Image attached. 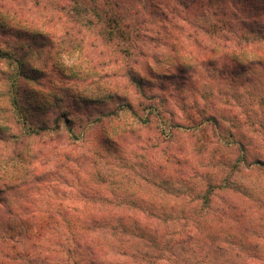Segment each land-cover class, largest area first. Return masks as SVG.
<instances>
[{"label": "rangeland", "instance_id": "1", "mask_svg": "<svg viewBox=\"0 0 264 264\" xmlns=\"http://www.w3.org/2000/svg\"><path fill=\"white\" fill-rule=\"evenodd\" d=\"M1 1L36 22L48 14V11L37 10L33 0ZM46 1L52 7V0ZM119 1L129 9L138 8L141 3L140 0ZM204 1L207 11L212 14V10H223L230 0ZM169 2L177 4L179 0ZM188 14L191 21L202 22L204 19ZM206 16L205 20H209V15ZM138 18L141 34L130 31L128 38L118 37L111 41L98 31L96 25L87 22L93 19L92 16H77L76 12L69 15V21L83 23L89 37L87 46L83 53L76 51L60 55L62 67L54 72L56 77L52 76L66 86H71L73 81L72 87H77L76 98L80 97L81 103L74 107L73 101L67 99L64 104L58 103V107H48L47 112L59 108L68 109L73 116L96 115L111 107L106 84L94 86L84 80V76L78 77L79 81L75 76L79 71L86 72L96 66L94 62L104 53L107 58L118 60V67L125 64L133 66L136 75L147 81L143 82L147 91L173 95L170 103L173 109H177L183 99L196 101L216 117L223 128L236 130L247 153L264 162V64L238 69L230 62L229 55L227 58H220V55L211 64L195 66L194 69L188 66L182 71L179 63L188 50L181 48L179 42L187 47H195V44L187 40L186 32L171 26L175 22L174 17L170 13L146 12ZM184 20L179 18L178 24L187 26ZM92 41L96 43L93 49L90 46ZM176 66L180 69L178 76L164 77L165 74H175ZM72 75V81L65 79ZM120 85L124 87L117 92L118 96L124 95L125 98L118 97L117 104L125 103L127 99L138 110L139 116H144L147 113L143 107L146 102L141 90L126 79H120ZM81 98L91 100L90 104L85 106ZM131 116L130 113L121 114L118 119L113 116L112 125L116 131L129 127L135 120ZM0 127L5 131L9 128L5 121H0ZM103 132L104 125L91 134L99 137ZM163 137L140 146L88 143L70 157L66 155L68 150L64 147V140L50 142L49 146L39 144L38 147L44 149L34 165L27 158L16 171L20 177L26 176L28 170L29 177H25L24 183L14 192L6 194L11 206L17 208L24 202L29 212L39 220L53 217L54 225L43 238L36 236L25 241L24 247L33 253L49 252L53 264H69L67 253L74 238L84 235L83 218L99 213L113 224L123 222L120 218L125 215L129 225L126 238L130 239L127 241L119 234L114 237L117 239L114 246L118 252H127L120 255V260L126 264H142L139 261L147 264L264 263V175L242 174L233 179L230 188L222 189L219 186L228 176L230 164L227 162L234 154L233 149L229 147L228 151L227 146L215 139L212 142H204L203 138L191 139L183 132H179L172 142ZM166 145L171 146L174 153L184 150L189 154L191 159L182 167L184 178L175 173V163L170 161L171 157L169 159L171 153L164 149ZM160 165L164 169H159ZM33 172L40 176V181L34 182ZM96 194L97 198L93 196ZM105 197L119 201L133 199L138 203L135 207L124 203L121 207H112L103 202ZM142 199L143 204L140 203ZM145 211L161 218V221L158 219L157 231L149 235L144 225L139 224L147 236H152L149 242L138 240L136 234L141 230L138 231L133 224L138 218L143 220L141 214ZM108 234L112 238L110 232ZM100 235L99 232L94 233L96 237ZM120 238L128 243H122ZM126 244L130 247L126 248ZM10 247L5 251H10ZM133 252L138 255L132 260Z\"/></svg>", "mask_w": 264, "mask_h": 264}, {"label": "trees", "instance_id": "2", "mask_svg": "<svg viewBox=\"0 0 264 264\" xmlns=\"http://www.w3.org/2000/svg\"><path fill=\"white\" fill-rule=\"evenodd\" d=\"M33 1L37 10L48 11L40 22L0 2V121H5L9 127L6 131L0 127V264H53L49 252L33 253L24 247V243L36 236L43 238L47 231L53 228L54 218L50 216L39 220L35 214L29 212L24 202L17 208L11 206L6 194L14 192V189L24 183L25 177H29L28 170L26 176L20 177L16 175V171L20 163L27 158L30 164L34 165L35 159L44 149H40L39 144L49 146L50 142L64 140V147L68 150L66 155L70 157L88 143L97 142L117 147L133 144L140 146L146 142L151 144V141L162 139L163 136L169 139L168 142H172L179 132H183L191 139L203 138L206 140L204 142H212L215 139L224 147L227 146L228 151L234 150L233 156H229L231 163L230 160L227 162L230 164L228 176L222 180L220 188H230L233 179L242 174L264 175V162L259 158H252L247 153L245 144L238 138L236 130L223 128L219 120L205 108H201L196 101L186 102L183 99L182 104L173 109L170 105L173 95L147 91L143 88V82L147 81L136 75L133 66L125 64L118 67L119 61L107 58L104 53L94 62L96 66L86 72L79 71L76 74L80 76H75L78 81V77L84 76V80L95 84L94 86L106 84L111 107L96 115L73 116L67 108H55L54 112H47L48 107H55L58 103L64 104L67 99L73 101L74 107L81 103L78 99L80 97L76 98L77 87H72L73 75L65 77L67 81H72L71 86L62 84L52 76L62 67L60 55L76 51L83 53L87 46L88 33L83 23L68 20L71 13L76 12L77 16H92L93 19L87 22L96 25L98 31L111 41L118 37L128 38L130 31L141 34V24L137 20L140 19L139 15L146 12L170 13L175 19L174 24H171L168 18L171 26L186 32L187 40L195 44V47H187L179 42L181 48L188 50L179 63L182 71L188 66L194 69L195 66L211 64L220 55V58H227L229 55L230 62L236 68L244 69L264 64V0H230L223 10H212V14L210 10L207 11L204 0H179L177 4H171L169 0H140V6L131 9L119 0H49L52 7H49L46 0ZM200 11L201 14L198 13ZM188 13L204 19L202 22L191 21ZM206 14L209 15V20H205ZM179 18L185 19L187 26L178 24ZM91 43L93 49L96 43ZM119 68L121 69L118 72ZM174 70L175 74H165L164 77L178 76L179 67L176 66ZM194 71L192 73H195ZM120 79L128 80L131 85L136 84L141 90V96L146 102L143 105L147 111L144 116H139L138 110L127 99L125 103L117 104L116 100L125 98L117 93L124 87H121ZM81 99L85 106L90 104L91 100ZM126 113L135 118L134 123L124 130L116 131L112 119H118L121 114ZM103 125L105 133L93 137L91 133ZM170 147L166 145L164 149L171 153L169 159L171 157L170 161L175 163V173H178L179 178H184L185 171L182 167L191 158L184 150L174 153ZM158 167L164 169L162 165ZM32 179L38 182L40 176L33 172ZM93 196L97 198V194ZM207 198L206 196L205 199ZM113 199L105 197L102 200L112 207H121L122 203L135 207L138 203L133 199ZM140 201L143 204L144 199ZM141 215L143 220L138 218L137 223H133L137 230H141L139 224H143L148 235L156 232L160 216L151 211H145ZM120 220L123 222L113 224L99 213L85 216L82 220L85 225L84 235L74 238L67 253L68 263L124 264L120 255L124 256L127 252L115 250L114 241L117 239L114 237L121 234L126 238L129 225L125 215ZM96 232L101 235L94 236ZM146 233L143 230L137 232L138 240L146 239L149 242L152 236H147ZM126 239L129 241L130 238ZM127 241L121 240L122 243H128ZM8 246H11L10 251H5L9 249ZM125 247L130 246L126 244ZM137 255L133 252L130 256L132 258H129L133 260ZM139 262L147 264L146 261Z\"/></svg>", "mask_w": 264, "mask_h": 264}]
</instances>
